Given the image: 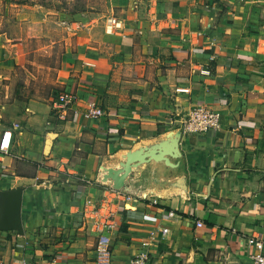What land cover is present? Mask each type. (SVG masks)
I'll return each mask as SVG.
<instances>
[{"label":"crops","instance_id":"0c3cea01","mask_svg":"<svg viewBox=\"0 0 264 264\" xmlns=\"http://www.w3.org/2000/svg\"><path fill=\"white\" fill-rule=\"evenodd\" d=\"M107 3L103 19L69 15L57 89L0 113V264H94V225L107 217L112 264H253L247 241L264 240V0ZM112 16L123 28L108 34ZM61 90L104 115L56 119ZM199 105L218 129L183 132ZM178 132L171 165L132 167L119 190L105 179L128 152Z\"/></svg>","mask_w":264,"mask_h":264},{"label":"rangeland","instance_id":"374dc122","mask_svg":"<svg viewBox=\"0 0 264 264\" xmlns=\"http://www.w3.org/2000/svg\"><path fill=\"white\" fill-rule=\"evenodd\" d=\"M107 0H0V113L45 98L69 43V15L79 24L103 19Z\"/></svg>","mask_w":264,"mask_h":264},{"label":"built area","instance_id":"2783aa9c","mask_svg":"<svg viewBox=\"0 0 264 264\" xmlns=\"http://www.w3.org/2000/svg\"><path fill=\"white\" fill-rule=\"evenodd\" d=\"M123 28V23L120 19L112 16L106 20L105 32L111 34ZM201 35H198V42L201 44ZM203 74H208L207 71H202ZM81 100L71 91L61 90L54 92L51 102L52 116L60 121H67L71 116L79 115L85 119H98L104 115L103 109L95 103H86L80 108ZM219 116L210 107L199 105L189 110L188 115L182 122V131L192 134H201L210 130L218 129ZM11 140V131L7 129L2 133L1 149H8ZM168 215L173 216L172 212ZM203 224L198 221L196 226L200 227ZM112 224L110 217L103 219L102 222L95 223L94 231L96 232V242L93 248L94 264H112V249L108 232L111 230ZM247 243L255 248L252 255L253 264H264V240L260 237L250 238ZM144 257H134L130 264H145ZM17 264H36L27 261H20Z\"/></svg>","mask_w":264,"mask_h":264},{"label":"water","instance_id":"95a60500","mask_svg":"<svg viewBox=\"0 0 264 264\" xmlns=\"http://www.w3.org/2000/svg\"><path fill=\"white\" fill-rule=\"evenodd\" d=\"M180 133H175L167 142L160 144L158 147L137 149L128 152L125 161L120 164L118 169H106L105 179H111L112 187L119 190L124 186V180L130 173L132 167L148 162L163 161L166 165H171L168 157H177V142Z\"/></svg>","mask_w":264,"mask_h":264}]
</instances>
